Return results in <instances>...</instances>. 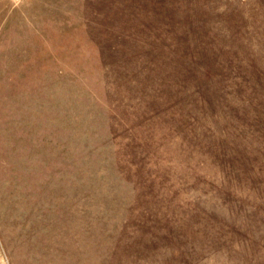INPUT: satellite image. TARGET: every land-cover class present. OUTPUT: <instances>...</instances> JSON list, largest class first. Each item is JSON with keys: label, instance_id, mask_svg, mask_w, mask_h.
I'll return each instance as SVG.
<instances>
[{"label": "rangeland", "instance_id": "rangeland-1", "mask_svg": "<svg viewBox=\"0 0 264 264\" xmlns=\"http://www.w3.org/2000/svg\"><path fill=\"white\" fill-rule=\"evenodd\" d=\"M0 264H264V0H0Z\"/></svg>", "mask_w": 264, "mask_h": 264}]
</instances>
